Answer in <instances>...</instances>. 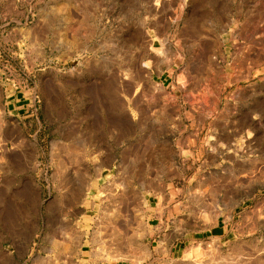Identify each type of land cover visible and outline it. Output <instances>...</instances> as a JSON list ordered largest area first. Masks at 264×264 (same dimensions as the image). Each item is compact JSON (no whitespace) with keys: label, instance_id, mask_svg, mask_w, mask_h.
Returning <instances> with one entry per match:
<instances>
[{"label":"rangeland","instance_id":"obj_1","mask_svg":"<svg viewBox=\"0 0 264 264\" xmlns=\"http://www.w3.org/2000/svg\"><path fill=\"white\" fill-rule=\"evenodd\" d=\"M0 95L97 149L131 260L264 264V0H0Z\"/></svg>","mask_w":264,"mask_h":264},{"label":"crops","instance_id":"obj_2","mask_svg":"<svg viewBox=\"0 0 264 264\" xmlns=\"http://www.w3.org/2000/svg\"><path fill=\"white\" fill-rule=\"evenodd\" d=\"M19 102L8 104L20 110ZM35 122L42 127L0 112V264H145L144 256H125L128 215L99 204L97 149L44 150V136L38 149L37 133H29Z\"/></svg>","mask_w":264,"mask_h":264}]
</instances>
